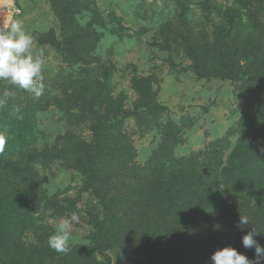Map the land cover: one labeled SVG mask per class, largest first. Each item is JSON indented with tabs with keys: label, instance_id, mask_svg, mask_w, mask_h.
I'll return each mask as SVG.
<instances>
[{
	"label": "rangeland",
	"instance_id": "374dc122",
	"mask_svg": "<svg viewBox=\"0 0 264 264\" xmlns=\"http://www.w3.org/2000/svg\"><path fill=\"white\" fill-rule=\"evenodd\" d=\"M19 5L45 87L35 98L0 79V264H153L131 230L115 245L103 200L170 180L161 166L219 171L233 152L241 186L264 174V86L247 81L264 69V0ZM245 195L237 239L255 230L264 247V203ZM73 214L69 250L58 253L47 240Z\"/></svg>",
	"mask_w": 264,
	"mask_h": 264
},
{
	"label": "trees",
	"instance_id": "16d2710c",
	"mask_svg": "<svg viewBox=\"0 0 264 264\" xmlns=\"http://www.w3.org/2000/svg\"><path fill=\"white\" fill-rule=\"evenodd\" d=\"M259 74L264 76V69H261ZM247 81L264 86V80ZM175 160L182 162L183 159ZM222 163H225V166L219 171L220 167L214 165L213 170L204 164V171H201L198 164H195L191 168H183L180 165L182 169L177 167L178 170L165 173L164 167L161 166L159 171L167 174L170 180L155 184L150 181L148 187L132 191L138 193L135 196L127 194L128 198L103 200L104 211L109 216L105 232L109 237H114L116 246H121L118 239L129 240L131 235L126 233V230L132 231L131 239L143 237L151 245L153 264H212V254L227 246L235 248L248 259L255 260L254 248H245L242 241L237 239L238 231L244 225L236 220L241 216V208L237 206L240 203H251L250 199L245 198L246 193L259 197L258 204L262 201L264 203V174L258 171L252 173L251 176H254L255 180L245 188L240 183V174L244 173L243 170L239 171L240 156L233 152ZM213 179L216 182L214 184ZM189 182L196 186H187ZM209 184L212 189L217 190L213 192L208 189ZM228 185L231 187L228 188ZM185 186L187 199H182L180 192L183 193ZM228 194L233 200L224 199ZM198 195L201 199L195 204L194 200L199 198ZM200 203L204 205L201 206ZM204 211H209L210 214L204 216ZM201 218L203 221L195 220ZM231 226L232 230L228 231Z\"/></svg>",
	"mask_w": 264,
	"mask_h": 264
},
{
	"label": "clouds",
	"instance_id": "9594fccd",
	"mask_svg": "<svg viewBox=\"0 0 264 264\" xmlns=\"http://www.w3.org/2000/svg\"><path fill=\"white\" fill-rule=\"evenodd\" d=\"M32 45L33 39L25 32L20 21H13L6 32H0V79L8 80L20 89L32 93L35 98H39L45 87L41 75L43 62L38 58L34 59L30 54ZM6 142V138L0 135V153L4 152ZM261 150L264 151V148ZM73 221L78 222L76 214L59 222L56 232L47 240L51 249L58 253L69 250ZM240 224H248V219L241 216ZM257 234L252 230L242 237L245 248L255 249V260H250L235 248L227 246L212 254L210 258L212 264H264V247L254 239Z\"/></svg>",
	"mask_w": 264,
	"mask_h": 264
},
{
	"label": "built area",
	"instance_id": "2783aa9c",
	"mask_svg": "<svg viewBox=\"0 0 264 264\" xmlns=\"http://www.w3.org/2000/svg\"><path fill=\"white\" fill-rule=\"evenodd\" d=\"M21 0H0V32H6L10 24L23 13L19 3Z\"/></svg>",
	"mask_w": 264,
	"mask_h": 264
},
{
	"label": "water",
	"instance_id": "95a60500",
	"mask_svg": "<svg viewBox=\"0 0 264 264\" xmlns=\"http://www.w3.org/2000/svg\"><path fill=\"white\" fill-rule=\"evenodd\" d=\"M249 78L258 82H262L264 80V76L262 74L259 76H250Z\"/></svg>",
	"mask_w": 264,
	"mask_h": 264
}]
</instances>
